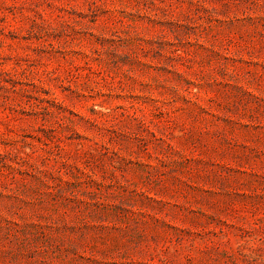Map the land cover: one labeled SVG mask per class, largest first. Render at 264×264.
Instances as JSON below:
<instances>
[{
    "label": "rangeland",
    "instance_id": "rangeland-1",
    "mask_svg": "<svg viewBox=\"0 0 264 264\" xmlns=\"http://www.w3.org/2000/svg\"><path fill=\"white\" fill-rule=\"evenodd\" d=\"M0 264H264V0H0Z\"/></svg>",
    "mask_w": 264,
    "mask_h": 264
}]
</instances>
